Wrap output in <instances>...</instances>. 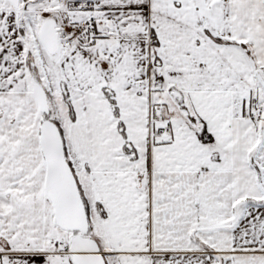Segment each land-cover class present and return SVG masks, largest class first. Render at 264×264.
I'll return each instance as SVG.
<instances>
[{"label":"snow or ice","instance_id":"6c2138e0","mask_svg":"<svg viewBox=\"0 0 264 264\" xmlns=\"http://www.w3.org/2000/svg\"><path fill=\"white\" fill-rule=\"evenodd\" d=\"M0 264H264V0H0Z\"/></svg>","mask_w":264,"mask_h":264}]
</instances>
